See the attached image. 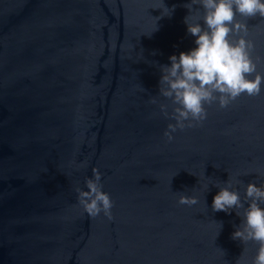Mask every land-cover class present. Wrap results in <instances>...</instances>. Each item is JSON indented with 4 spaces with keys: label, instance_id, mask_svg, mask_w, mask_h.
<instances>
[{
    "label": "water",
    "instance_id": "1",
    "mask_svg": "<svg viewBox=\"0 0 264 264\" xmlns=\"http://www.w3.org/2000/svg\"><path fill=\"white\" fill-rule=\"evenodd\" d=\"M189 3L0 0V264H254L259 243L233 239L244 209L212 205L228 182L242 201L264 186V85L164 135L162 66L197 47ZM246 22L264 73V18ZM93 169L111 219L79 203Z\"/></svg>",
    "mask_w": 264,
    "mask_h": 264
},
{
    "label": "clouds",
    "instance_id": "2",
    "mask_svg": "<svg viewBox=\"0 0 264 264\" xmlns=\"http://www.w3.org/2000/svg\"><path fill=\"white\" fill-rule=\"evenodd\" d=\"M196 5L199 7H194ZM185 7L189 13H195L186 16L185 23L188 33L197 37V47L181 52L178 57L172 55L171 66H162L160 94L175 105L171 118L176 123H170L164 133L169 142L174 139L172 133L178 129L193 127L207 119L205 104L219 100L220 107L226 108L242 94L260 95L264 85V73L257 71L261 58L253 59L255 42L247 39L249 26L246 22L256 16L264 18V0H190ZM172 11L174 8L168 15ZM237 14L245 20H237ZM230 36L239 38L234 40ZM253 74L255 78H249ZM152 103H156L155 98ZM168 107L167 104L160 105L165 116H169ZM93 172L95 178L86 181L88 190L77 188L79 203L90 216L96 217L103 212L111 219L113 201L110 194L102 190L99 169H93ZM228 183V187L220 188L215 195L213 210L231 214L233 209H244L243 227L233 233V239L258 242L260 247L254 264H264V207L261 206L264 204V186L248 184L242 201L239 191L231 190V182ZM198 202L195 196L181 195L179 198L181 205L193 206ZM237 215H240L238 211Z\"/></svg>",
    "mask_w": 264,
    "mask_h": 264
}]
</instances>
